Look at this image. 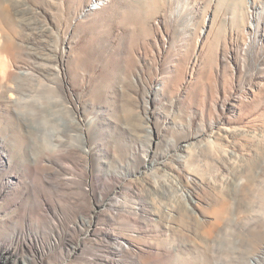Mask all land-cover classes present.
I'll use <instances>...</instances> for the list:
<instances>
[{"label": "rangeland", "instance_id": "1", "mask_svg": "<svg viewBox=\"0 0 264 264\" xmlns=\"http://www.w3.org/2000/svg\"><path fill=\"white\" fill-rule=\"evenodd\" d=\"M263 232L264 0H0V264H257Z\"/></svg>", "mask_w": 264, "mask_h": 264}, {"label": "bare ground", "instance_id": "2", "mask_svg": "<svg viewBox=\"0 0 264 264\" xmlns=\"http://www.w3.org/2000/svg\"><path fill=\"white\" fill-rule=\"evenodd\" d=\"M256 231H258L259 232V230H256ZM257 232V233H258ZM260 232H261V230H260ZM256 233V234H257ZM263 234H264V232H263ZM252 235H253V232H252ZM259 235V234H258ZM249 238L251 237V236H248ZM252 238V237H251ZM256 239H257V237H256ZM248 240H250V239H248ZM246 243H247V241H245ZM249 242V241H248ZM243 243V242H242ZM245 243V244H246ZM254 244H253V247H254V250L253 251H251V249L249 250V251H251L252 253H250L247 257L249 258V259H251V260H253L255 263H257V264H264V257L262 256V254H263V252L261 251V250H263L264 251V240L263 239H260V240H257V241H254L253 242ZM233 244V243H232ZM245 244L244 245H242V246H245ZM241 246V247H242ZM263 246V247H262ZM246 248V247H245ZM17 250V249H16ZM15 249H13V248H9V247H7V248H4V249H0V258H4L7 262H9V263H11L13 260H16L17 261V257H16V255H17V251H16ZM240 253H241V251H240ZM227 254V253H226ZM235 254V253H234ZM232 255H233V253H232ZM226 256H228V255H226ZM235 256V255H234ZM232 257V256H231ZM242 257V256H241ZM227 258V257H226ZM235 258V257H234ZM238 258V257H237ZM244 258V257H243ZM239 259V258H238ZM227 260V259H226ZM241 261V260H240ZM231 264H240L241 262H237V259L235 258V260H233V261H231L230 262ZM245 263V262H244Z\"/></svg>", "mask_w": 264, "mask_h": 264}]
</instances>
